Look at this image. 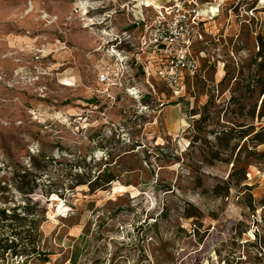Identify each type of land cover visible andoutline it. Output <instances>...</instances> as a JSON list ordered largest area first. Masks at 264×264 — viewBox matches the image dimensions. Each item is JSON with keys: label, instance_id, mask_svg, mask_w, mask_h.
<instances>
[{"label": "rangeland", "instance_id": "rangeland-1", "mask_svg": "<svg viewBox=\"0 0 264 264\" xmlns=\"http://www.w3.org/2000/svg\"><path fill=\"white\" fill-rule=\"evenodd\" d=\"M79 1L0 0V264H264V0H188L176 96L140 50L175 0Z\"/></svg>", "mask_w": 264, "mask_h": 264}, {"label": "built area", "instance_id": "built-area-1", "mask_svg": "<svg viewBox=\"0 0 264 264\" xmlns=\"http://www.w3.org/2000/svg\"><path fill=\"white\" fill-rule=\"evenodd\" d=\"M201 11L188 0H175L160 6L152 18L143 22L140 50L158 59L156 76L173 95L183 89L184 76H194L197 60L192 48L203 39ZM98 83L107 90L115 82L107 74H98ZM134 86L125 87L128 96L135 97Z\"/></svg>", "mask_w": 264, "mask_h": 264}, {"label": "bare ground", "instance_id": "bare-ground-1", "mask_svg": "<svg viewBox=\"0 0 264 264\" xmlns=\"http://www.w3.org/2000/svg\"><path fill=\"white\" fill-rule=\"evenodd\" d=\"M77 5H78V7H80L81 15L84 16V20L86 21L85 27H91V26L95 25L96 22H95L91 17L88 16L89 8L91 7L90 4H89V2H88V1L80 0V1L77 3ZM207 11H208L209 13H212V14L214 15V14H215V11H217V10H216V7H214V6H210L209 9H207ZM101 34H106V33H105V32H102ZM91 35H93V37L96 36V34H94V33H91ZM8 46L14 47V44H13L11 41H9ZM112 52L115 53V54H113V56H117V55H119V54L117 53V51L112 50ZM116 53H117V54H116ZM120 59H121V61L123 60V59L120 57V55H119V57L117 58V61H119ZM134 93H137L136 88L134 89ZM132 98H133V99H136V98H138V97L135 96V97H132ZM142 109L144 110L145 108L142 107ZM181 122H182V124L185 123L183 120H182ZM98 156H99V153H98V155L96 156V159H99Z\"/></svg>", "mask_w": 264, "mask_h": 264}, {"label": "trees", "instance_id": "trees-1", "mask_svg": "<svg viewBox=\"0 0 264 264\" xmlns=\"http://www.w3.org/2000/svg\"><path fill=\"white\" fill-rule=\"evenodd\" d=\"M258 113H259V115H262L264 113V93H263V98L261 100V105H260Z\"/></svg>", "mask_w": 264, "mask_h": 264}]
</instances>
